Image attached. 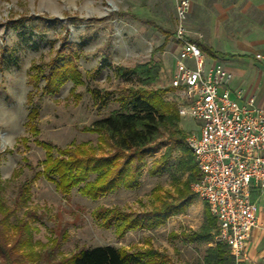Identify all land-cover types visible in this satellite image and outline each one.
I'll use <instances>...</instances> for the list:
<instances>
[{
	"label": "rangeland",
	"instance_id": "374dc122",
	"mask_svg": "<svg viewBox=\"0 0 264 264\" xmlns=\"http://www.w3.org/2000/svg\"><path fill=\"white\" fill-rule=\"evenodd\" d=\"M175 3L0 0V196L7 205L19 203L11 222L27 220L31 244L23 249L31 254L24 264H66L80 248L97 245L147 250L174 264H202L207 247L216 244L217 223L210 228L208 242L193 238L205 224L207 213L193 189L197 165L196 178L186 184L189 171L177 170L179 159L187 157L179 142L189 151L185 137L197 130V122L189 116L177 115L181 134L176 142L164 144V137L157 139L135 174L133 187L119 186L91 197L80 192L84 182L62 191L38 173L46 156L41 142L58 148L86 142L96 148V154H103L107 146L100 144V134L85 128L120 109L121 97L129 89L156 90L170 85L178 51ZM187 23L186 17L190 36ZM60 53L71 60V72H75L72 78L48 87L51 62ZM153 61H159L161 69L148 84L135 74H119L118 69L130 70ZM160 97L177 112L178 97L173 90ZM51 153L58 152L53 148ZM162 157L164 167L155 170ZM94 177L92 173L87 180ZM24 181L29 186L18 200L16 194ZM165 205L170 208L161 224L121 233L119 215L106 211H149Z\"/></svg>",
	"mask_w": 264,
	"mask_h": 264
},
{
	"label": "trees",
	"instance_id": "16d2710c",
	"mask_svg": "<svg viewBox=\"0 0 264 264\" xmlns=\"http://www.w3.org/2000/svg\"><path fill=\"white\" fill-rule=\"evenodd\" d=\"M201 50L216 56L220 55L209 49L202 43H197ZM74 65L63 54L54 57L50 65V72L46 78L48 87L50 83L59 84L74 74ZM161 63L159 61L147 62L137 65L134 69H118L120 75L135 74L144 84L150 83L159 73ZM46 87V89H48ZM168 86L163 89L146 90L143 88L129 89L128 93L121 97L120 109L112 111L107 116L98 118L92 125L85 129L96 131L100 134V144L107 146L103 154H96L95 147L86 142H80L73 147L58 148L50 142H41L46 150V156L42 161L43 168L38 173L54 181L56 187L62 191L69 189L81 182L79 188L84 195L91 197L99 193L107 192L123 187L136 185L135 174L144 165V158L149 151L156 147L157 139L164 137L163 143L168 140L176 142L181 130L178 128V110L171 111L169 105H165L160 94L172 90ZM51 90V89H48ZM177 107V104L176 106ZM177 109V108H176ZM100 147V146H99ZM179 149L187 154V157L179 159L177 170L184 173L189 171L185 184L197 176L196 162L193 153L179 142ZM55 148L57 154L53 155L51 149ZM100 150H104L103 147ZM166 153V152H165ZM165 157L157 161L155 170L164 167ZM162 165V167H161ZM194 169L196 171H194ZM92 173L95 177L87 180ZM175 178V177H174ZM29 183L24 181L16 194L19 200ZM191 198V197H189ZM18 201L12 206L7 205L0 196V264H24L30 258L31 252H25L23 248L30 246V231L27 229V220L17 218L11 222L10 218L15 213ZM206 207V221L201 226L200 232L193 238L201 242H208L211 233L210 228L216 223L215 218ZM167 205L149 211L124 212L110 208L109 215H119V232L136 227H149L161 224L167 216ZM26 214H30L26 211ZM119 221V219H117ZM27 236L24 238V236ZM157 254V255H156ZM154 255L156 257H154ZM235 257L230 253L229 247L224 242H216L207 247L202 264H237ZM66 264H174L166 256L143 250H124L112 245H97L83 247L72 254ZM185 264H191L189 262Z\"/></svg>",
	"mask_w": 264,
	"mask_h": 264
},
{
	"label": "built area",
	"instance_id": "2783aa9c",
	"mask_svg": "<svg viewBox=\"0 0 264 264\" xmlns=\"http://www.w3.org/2000/svg\"><path fill=\"white\" fill-rule=\"evenodd\" d=\"M189 0H176L170 87L179 116L197 122L185 137L199 170L193 189L217 223L214 239L228 245L237 262L247 258L254 229L264 233V207L254 195L264 191V108L253 97L231 96L232 73L221 62L207 64L199 45L188 38ZM259 56V55H257Z\"/></svg>",
	"mask_w": 264,
	"mask_h": 264
},
{
	"label": "crops",
	"instance_id": "0c3cea01",
	"mask_svg": "<svg viewBox=\"0 0 264 264\" xmlns=\"http://www.w3.org/2000/svg\"><path fill=\"white\" fill-rule=\"evenodd\" d=\"M189 1L188 38L220 54L202 50L207 64L221 62L232 73V97L240 90L242 98L253 97L255 105L264 108V0ZM254 199L264 207V191L255 193ZM246 250L247 258L241 262L264 264L262 231L251 232Z\"/></svg>",
	"mask_w": 264,
	"mask_h": 264
}]
</instances>
